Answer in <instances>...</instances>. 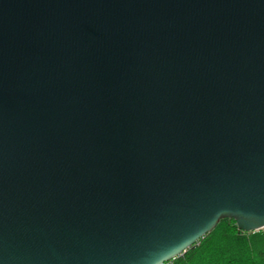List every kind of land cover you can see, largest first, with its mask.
I'll return each instance as SVG.
<instances>
[{
    "label": "water",
    "instance_id": "95a60500",
    "mask_svg": "<svg viewBox=\"0 0 264 264\" xmlns=\"http://www.w3.org/2000/svg\"><path fill=\"white\" fill-rule=\"evenodd\" d=\"M264 227V0H0V264H166Z\"/></svg>",
    "mask_w": 264,
    "mask_h": 264
},
{
    "label": "trees",
    "instance_id": "16d2710c",
    "mask_svg": "<svg viewBox=\"0 0 264 264\" xmlns=\"http://www.w3.org/2000/svg\"><path fill=\"white\" fill-rule=\"evenodd\" d=\"M166 264H264V233L241 232L234 220H222L183 256Z\"/></svg>",
    "mask_w": 264,
    "mask_h": 264
},
{
    "label": "built area",
    "instance_id": "2783aa9c",
    "mask_svg": "<svg viewBox=\"0 0 264 264\" xmlns=\"http://www.w3.org/2000/svg\"><path fill=\"white\" fill-rule=\"evenodd\" d=\"M255 233H264V227L260 230L255 231V232H251L250 234H255Z\"/></svg>",
    "mask_w": 264,
    "mask_h": 264
}]
</instances>
